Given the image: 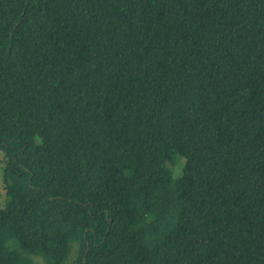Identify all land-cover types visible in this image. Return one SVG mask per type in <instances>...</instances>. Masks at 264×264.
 <instances>
[{"label": "trees", "instance_id": "16d2710c", "mask_svg": "<svg viewBox=\"0 0 264 264\" xmlns=\"http://www.w3.org/2000/svg\"><path fill=\"white\" fill-rule=\"evenodd\" d=\"M0 150V264H264V0H0Z\"/></svg>", "mask_w": 264, "mask_h": 264}, {"label": "rangeland", "instance_id": "374dc122", "mask_svg": "<svg viewBox=\"0 0 264 264\" xmlns=\"http://www.w3.org/2000/svg\"><path fill=\"white\" fill-rule=\"evenodd\" d=\"M183 159L180 158L179 161L172 167L173 175L174 176H179L181 173V168L183 166ZM4 165L3 163V158H2V152L0 150V207L3 206L5 202V189H4V181L2 177V166ZM76 250H77V243H72L71 244V249L69 252V255L66 259L65 264H74V260L76 258ZM35 261H40L39 258L35 257Z\"/></svg>", "mask_w": 264, "mask_h": 264}]
</instances>
